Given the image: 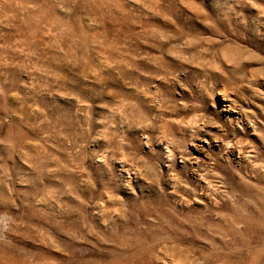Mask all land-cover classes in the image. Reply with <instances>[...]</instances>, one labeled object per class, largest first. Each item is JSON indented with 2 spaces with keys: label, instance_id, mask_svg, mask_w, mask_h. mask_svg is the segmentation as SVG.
<instances>
[{
  "label": "rangeland",
  "instance_id": "1",
  "mask_svg": "<svg viewBox=\"0 0 264 264\" xmlns=\"http://www.w3.org/2000/svg\"><path fill=\"white\" fill-rule=\"evenodd\" d=\"M0 264H264V0H0Z\"/></svg>",
  "mask_w": 264,
  "mask_h": 264
}]
</instances>
